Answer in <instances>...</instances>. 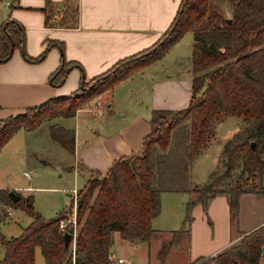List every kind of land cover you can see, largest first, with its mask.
<instances>
[{"label": "trees", "instance_id": "trees-1", "mask_svg": "<svg viewBox=\"0 0 264 264\" xmlns=\"http://www.w3.org/2000/svg\"><path fill=\"white\" fill-rule=\"evenodd\" d=\"M226 1L229 12L216 0H180L170 23L153 43L90 77L85 76L79 62L63 56L61 41L48 40L38 55L30 56L24 49V25L11 16L0 21V63L15 48L27 60H40L56 44L61 57L48 75L49 82L60 85L72 67L80 70L75 91L49 96L0 118V148L19 128L33 129L44 120L75 114L93 97L165 54L185 31H191L193 37L187 104L181 108H153L139 150L114 158L104 171L96 170L97 175L87 177L68 207L45 218L34 209L31 194L12 200L10 188L0 187V202L21 207L31 217L18 234L0 235V264H35L37 245L44 264H113L108 255L115 232L127 241H150L157 231L151 219L159 213L160 193L165 190L195 193L186 202L181 227L172 231L166 246L179 244L182 235L188 236L193 204L199 201L205 206L217 194L227 196L230 221L237 227L241 193L264 194V0ZM42 9L48 25L77 24L74 0H47ZM227 115L240 116L243 124L224 141L220 164L208 173L205 182L192 186V161L214 136L215 124ZM48 134L74 152L73 128L53 122L48 125ZM73 206L75 232L71 222L59 225ZM0 208L3 221L8 210ZM64 231L70 233L66 247ZM261 244L263 225L242 234L217 254L199 256L191 264H258L264 256Z\"/></svg>", "mask_w": 264, "mask_h": 264}, {"label": "crops", "instance_id": "crops-1", "mask_svg": "<svg viewBox=\"0 0 264 264\" xmlns=\"http://www.w3.org/2000/svg\"><path fill=\"white\" fill-rule=\"evenodd\" d=\"M46 1L2 0L0 1V21L11 16L24 25V49L30 56L38 55L48 40L61 41L63 56L79 62L85 76L90 77L106 69L117 59L153 43L170 23L180 0H74L77 5V24L72 27L46 24L45 12L42 9ZM50 1L58 3L62 0ZM192 41L193 37L191 44ZM168 51L141 68L150 71V90L146 106L133 111L127 120L119 122L120 126L116 130L106 132L98 128L92 129L90 126V130L87 129L88 134H91L88 138L92 144L85 146L87 142L79 138V123L65 125L56 122L73 128L75 132L74 152H70L73 160L67 164V168L73 169L77 174L85 171V179L90 170L104 171L114 158L139 150L142 137L149 130L148 120L153 108H181L187 104L191 94V54L186 55L183 65L175 59L172 65L162 64V69L157 71L155 68H149L159 59H163ZM60 57L61 50L53 44L40 60H27L20 49L15 48L11 56L0 63V118L21 111L25 106L38 104L49 96L68 94L77 89L80 70L76 66L69 70L60 85L49 82L48 75L58 65ZM135 72L106 91L111 90L113 93L118 85L131 78ZM103 93L92 99L88 105L77 109L71 116L76 117L80 111L86 109L92 115L95 114V106L101 102ZM121 108L122 105L115 104L116 111L122 110ZM123 110L118 116L127 114V110ZM53 122L55 121H47V132L48 125ZM20 129L26 128H19L17 131ZM189 182L191 184L190 174ZM68 183L71 184V181ZM262 185L264 186V177ZM68 192L70 191H67V194L71 195ZM178 193L187 194L178 196L181 213L179 224L172 231L178 229L183 223L186 202L195 196L194 192L161 191L159 213L151 219V225L157 231L149 242L127 241L120 238L118 232L114 233L111 254L114 258L122 257L125 260L120 264H135L126 258L119 248L128 247L129 243L132 249H138L144 245L140 254V264H191L199 256L217 254L235 242L242 234L261 226L264 221V194L241 193L236 228L230 221L227 196L222 193L217 194L211 197L205 206L199 201L193 204L191 219L187 224L188 236L182 235L179 244L169 245L167 253L158 256V249L161 243H164L162 240L166 238V242H170L173 234L167 225L160 223L161 218L157 217H160L163 212L164 196L167 195L166 197L172 200V198L175 199L172 195ZM246 200L251 205L249 211L243 209V201ZM259 205L263 206L261 212L257 214L254 209L257 210ZM153 245L154 250L157 248L154 257H152Z\"/></svg>", "mask_w": 264, "mask_h": 264}, {"label": "rangeland", "instance_id": "rangeland-1", "mask_svg": "<svg viewBox=\"0 0 264 264\" xmlns=\"http://www.w3.org/2000/svg\"><path fill=\"white\" fill-rule=\"evenodd\" d=\"M216 1L226 12L230 11L228 1ZM191 39L192 32L185 31L170 47L167 55L163 59L156 61L155 65L149 68H155L157 71L162 69V64L164 66L172 65L175 59L183 65L186 55L191 54ZM136 71H134L135 73L131 78L118 85L113 93L111 90L102 92L101 102L95 106V114L92 115L86 109L80 111L76 117L57 116L42 121L35 129H20L12 134V137L8 138L9 141L3 145L0 151V187L14 189L15 192L24 196L31 194L34 209L45 218H50L57 211L68 207L72 203V200H74L72 189L81 187L86 181L85 171L82 172L83 174H77L73 169L67 168V164L72 162L73 156L57 141L51 139L47 132V121H55L65 125L79 123V138H83V142H87L84 145L89 146L92 144L89 141L90 138H88L91 135L88 134L90 126L92 129L98 128L106 132L114 131L120 126L119 122L127 120L133 111L140 110L146 106L147 95L150 90V71L149 69L141 68ZM97 96L92 99H95ZM115 104L122 105V110L116 111ZM123 109L127 110V114L118 116L119 112L124 111ZM242 124L241 117L237 115H227L222 121L215 124V134L209 141L208 147L195 156L190 166L189 174L192 186L205 182L208 173L220 164L219 158L224 141L234 131L239 129ZM24 170H30V175H25L23 173ZM95 175H97L96 170H90L87 174L88 177ZM68 181H71V184ZM67 191H70L72 194L68 195ZM185 195L187 194L178 193L177 195H172L175 196V199L172 198V200L168 199L167 195L164 196V209L160 217L157 218H161L160 223L167 225L170 232L179 224L181 208L178 196ZM262 206H257V210L254 209V211L258 214L261 212ZM0 207L10 209L4 220L0 221V235L2 234L5 237L18 234L31 218L29 213L21 207H11L2 202H0ZM243 207L245 211H249L251 205L248 200L243 201ZM74 208L75 206H73L72 212L67 213L64 217L67 224L70 223L69 218L74 216ZM162 241L164 243H161L158 249V256L164 255L168 250L166 238ZM73 246L74 240L72 239L70 247L72 248ZM131 246L129 243L128 247L121 246L119 248L126 258L132 260L135 264H140V254L143 251L144 245H141L138 249H132ZM152 247V257H154L157 248L154 250L155 246L153 245ZM34 263L44 264V258L38 245L35 247ZM258 264H264L263 255L259 259Z\"/></svg>", "mask_w": 264, "mask_h": 264}, {"label": "built area", "instance_id": "built-area-1", "mask_svg": "<svg viewBox=\"0 0 264 264\" xmlns=\"http://www.w3.org/2000/svg\"><path fill=\"white\" fill-rule=\"evenodd\" d=\"M23 173L27 176L30 175V170H24ZM74 192V193H73ZM72 193L73 195L75 196L76 194V189H72ZM8 212H10L9 208H7ZM74 216H71L72 218H69L70 222L72 223L73 225V228H74V232H75V208H74ZM67 224V222L64 220V218H61L59 220V225L61 227H64L65 225ZM262 225L264 226V221L262 222ZM73 236H74V233H73ZM109 259L113 262V264H120V263H123L125 262V260L122 258V257H118V258H114L112 254H109L108 255Z\"/></svg>", "mask_w": 264, "mask_h": 264}, {"label": "water", "instance_id": "water-1", "mask_svg": "<svg viewBox=\"0 0 264 264\" xmlns=\"http://www.w3.org/2000/svg\"><path fill=\"white\" fill-rule=\"evenodd\" d=\"M228 21H230V18H227ZM69 194H72L71 192H68ZM9 195L11 196L12 200H17L20 197V194L15 192L13 189L9 190ZM70 233L68 231H64L63 233V243L64 247H66L69 243ZM261 254H264V244H261L260 246Z\"/></svg>", "mask_w": 264, "mask_h": 264}]
</instances>
